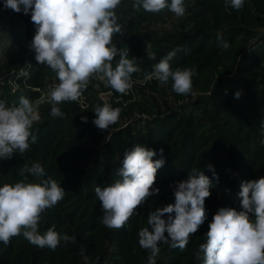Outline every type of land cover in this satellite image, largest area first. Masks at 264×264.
Instances as JSON below:
<instances>
[{
    "label": "trees",
    "instance_id": "obj_1",
    "mask_svg": "<svg viewBox=\"0 0 264 264\" xmlns=\"http://www.w3.org/2000/svg\"><path fill=\"white\" fill-rule=\"evenodd\" d=\"M3 3L0 0V25L10 43L0 61V101L18 104L24 95L34 102L39 96L34 89L56 74L38 64L29 49L35 35L30 14L4 10ZM184 3L185 15L156 35L143 32V26L165 22L169 10L137 12L133 0H122L116 9L122 35L114 36L113 42L128 49L129 58L137 59L141 71L133 74V81L143 80L153 65L176 50L170 66L197 70L195 95L176 94L171 80L166 85L151 80L139 84L149 94L136 98L132 92L121 95L92 80L83 94L86 107L64 102L58 107L65 116L53 118L49 115L52 105L42 104L41 120L32 129L37 142L22 154L0 159V186L23 180L20 172L25 163H40L46 173L43 178L56 180L65 196L42 213L39 231L43 234L55 225L57 232L73 239L61 241L51 250L30 244L22 235L14 237L8 245L0 242V264H147L150 253L140 248L138 231L148 227L151 211L174 203L169 185L187 180L192 170L204 171L212 180L211 196L205 201L208 218L183 251L160 244L156 264H202L199 246L206 243L213 215L222 207L239 211L241 182L264 177V0H245L239 11L227 0ZM224 41L230 45L227 49L222 47ZM147 44L152 45L155 60L147 58ZM118 60L119 56L112 62L114 67ZM96 83H100L99 89L94 87ZM108 90L114 95L104 101L100 94ZM237 92L241 93L239 99L235 98ZM105 102L122 111L118 122L102 131L92 123L96 118L93 111ZM82 116H87V123L81 122ZM128 121L131 123L125 125ZM137 144L155 150L154 160L160 159L159 150H164L165 164L154 185L160 189L159 195L149 197L124 228L108 229L101 223L103 211L94 189L109 186L118 178L115 172L122 167L124 152ZM209 164L218 182L207 170ZM24 175L27 182L39 183L29 173Z\"/></svg>",
    "mask_w": 264,
    "mask_h": 264
},
{
    "label": "clouds",
    "instance_id": "obj_2",
    "mask_svg": "<svg viewBox=\"0 0 264 264\" xmlns=\"http://www.w3.org/2000/svg\"><path fill=\"white\" fill-rule=\"evenodd\" d=\"M227 2L239 11L245 0ZM121 3L122 0H4V10L30 14L35 35L29 49L35 53L38 64L46 65L56 74L58 83L34 102L24 95L19 97L18 104L0 101V159L8 160L14 153L22 154L37 142L38 137L32 129L34 123L41 120L40 104L52 105L49 115L53 118L65 116L58 107L64 102H79L86 107L83 94L93 78L121 95H127L134 83L151 80L161 85L171 80L172 91L176 94L195 95L193 77L198 75L197 70L170 66L176 50L153 65V70L146 73L143 80L133 81V74L141 71L137 59L129 58L128 49H120L113 42L114 36L122 35L116 13ZM132 7L137 12L143 9L148 13L168 9L178 17L186 12L184 0H133ZM229 46L227 41L222 43L224 49ZM145 52L148 59H156L151 44L146 45ZM117 56L119 60L114 67L112 62ZM94 87L99 89L100 83ZM240 95V92L235 93V98L239 99ZM121 111L120 107L107 102L97 105L92 123L102 131L108 130L118 122ZM80 119L82 123L88 122L87 116ZM163 151L161 148V158L154 160L155 150L140 144L133 146L124 152L122 167L115 172L118 178L109 186L94 189L103 211L101 223L106 228H124L130 218L138 215L137 209L149 197L159 195L160 189L154 185L158 170L165 164ZM207 170L218 182L219 177L211 164L207 165ZM24 173L37 178L39 183L27 182ZM20 175L24 176L23 180L0 186V242L8 245L12 238L22 235L34 246L55 250L61 241L72 240L73 237L57 232L55 225L43 234L38 228L42 213L64 199V188L51 177L43 178L45 169L38 162L31 166L25 163ZM212 186V180L204 171L197 170H192L187 180L169 185L173 189L174 203L151 211L148 227L138 231L140 248L150 253L147 264H156L162 243L181 251L188 246L190 236L197 233L208 218L205 201L211 196ZM238 197L239 211L222 207L213 215L206 243L199 246L202 264H264V177L241 182ZM165 215L167 219L162 218Z\"/></svg>",
    "mask_w": 264,
    "mask_h": 264
},
{
    "label": "rangeland",
    "instance_id": "obj_3",
    "mask_svg": "<svg viewBox=\"0 0 264 264\" xmlns=\"http://www.w3.org/2000/svg\"><path fill=\"white\" fill-rule=\"evenodd\" d=\"M178 16H176L171 11H168V13L165 15V22H158V21H152L150 23H147L143 26L142 31L146 33H152V34H160L163 33L167 28L171 27V23L176 21ZM10 43L9 35L7 31L0 25V61L3 59L5 50L7 49L8 45ZM3 78V75H0V79ZM1 81V80H0ZM56 83H58L56 76L53 78H49L44 84L43 88L45 87H52ZM140 84V83H139ZM134 84L130 92L134 94L136 98H140L141 96H144V94H149L146 89H142L140 85L144 84ZM111 91V90H108ZM161 95H157V99L161 100ZM103 264H110L109 262H105Z\"/></svg>",
    "mask_w": 264,
    "mask_h": 264
},
{
    "label": "built area",
    "instance_id": "obj_4",
    "mask_svg": "<svg viewBox=\"0 0 264 264\" xmlns=\"http://www.w3.org/2000/svg\"><path fill=\"white\" fill-rule=\"evenodd\" d=\"M92 80H95V79L93 78ZM0 83H1V81H0ZM9 83H10V85H13L14 88H16V86H15L14 84H12L11 81H10ZM134 84H136V83H134ZM137 84H139V83H137ZM140 84H145V83H140ZM50 89H51V87H45V88H43V87H38V88H35L34 90L37 91V92H39V96L37 97L36 100H38L42 95H47V93H48V91H49ZM109 92H112V95H108ZM103 93H104L103 97L101 96V94H100V97H101L104 101H108V100L110 99V97L114 95L113 91H106V92H103ZM36 100H35V101H36ZM42 104H47V102H44V103H42ZM42 104H40L39 107H40ZM38 110H39V109H38ZM140 117L143 118V119L146 118L144 115H142V116H140ZM130 123H131V121H128V122H126L125 125H128V124H130Z\"/></svg>",
    "mask_w": 264,
    "mask_h": 264
}]
</instances>
